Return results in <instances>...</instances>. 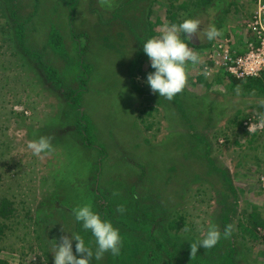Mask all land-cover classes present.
Masks as SVG:
<instances>
[{
    "label": "rangeland",
    "instance_id": "obj_1",
    "mask_svg": "<svg viewBox=\"0 0 264 264\" xmlns=\"http://www.w3.org/2000/svg\"><path fill=\"white\" fill-rule=\"evenodd\" d=\"M69 2L0 0V264H53L54 240L90 232L73 215L84 203L122 237L118 255L106 252L92 264H205L184 253L209 225L220 230L224 206L231 211L236 201L238 263L264 264V224L256 237L239 225L253 226V211L264 223V93L233 86L217 62L222 45L246 50L259 0H75L73 13ZM147 7L151 36L144 30ZM173 17L213 24L220 35L212 41L193 35L189 46L200 60L188 62L184 89L168 100L150 89L146 77L154 69L145 53L138 56L142 42ZM26 18L25 46L34 55L14 30ZM52 26L64 34L71 64L45 46ZM78 34L87 45L83 54ZM81 58L91 67L82 109L91 118L92 147L76 130L77 110L40 63L56 68L65 88H77ZM251 119L262 124L260 133L244 126ZM41 135L51 149L35 155L28 144ZM2 207L13 211L5 216Z\"/></svg>",
    "mask_w": 264,
    "mask_h": 264
},
{
    "label": "clouds",
    "instance_id": "obj_2",
    "mask_svg": "<svg viewBox=\"0 0 264 264\" xmlns=\"http://www.w3.org/2000/svg\"><path fill=\"white\" fill-rule=\"evenodd\" d=\"M201 25L199 19L184 18L178 24L166 25L160 35L143 42V52L149 58L151 68L154 69L147 73L146 83L154 93H158L159 97L171 100L180 93L187 82L186 65L188 62L196 64L200 60L199 55L185 39L181 38L180 34H185L189 42L193 35L206 41H212L220 35L215 25L200 27ZM28 147L33 154L39 155L51 149V140L41 135L30 141ZM73 215L82 229L90 230L95 238V251L86 245L79 233L71 232V237L63 235L58 243L54 240L53 249L50 250L53 254V264H92L93 258L99 260L106 252H111L113 256L119 254L122 237L119 228L115 227L111 220L94 211L90 203L76 207ZM229 235L230 226H226L223 236ZM221 236L222 233L216 224L209 225L203 238L190 244L192 254H195L201 246L205 249L214 247ZM73 241H75V253Z\"/></svg>",
    "mask_w": 264,
    "mask_h": 264
},
{
    "label": "trees",
    "instance_id": "obj_3",
    "mask_svg": "<svg viewBox=\"0 0 264 264\" xmlns=\"http://www.w3.org/2000/svg\"><path fill=\"white\" fill-rule=\"evenodd\" d=\"M8 1H14V0H8ZM211 2V0H209ZM75 5V0H70L69 2V6H70V12L73 13V6ZM151 8L147 7L146 11L144 12V17L146 18L144 21V30L147 26V31L149 33V36L153 35L154 33V25L155 23L150 22V20L148 19V15L151 12L150 11ZM16 8L13 9L12 12V16L15 18L16 17ZM30 18H26L23 21H19V22H15V26H14V30H15V34L17 36V39L19 40V44L20 46H22L24 48V50L29 53L30 55H34L33 51L29 50L26 46H25V36H24V31H25V27L24 24L27 23V21ZM71 15H70V20L69 23H71ZM181 22V20L176 19L175 17L172 18V23H179ZM78 36V52H80V54H83V52L85 51V49L87 48V45H84V43H82V38H81V34L76 35ZM184 39L186 40V36L185 34H183ZM76 39V38H75ZM143 43V42H142ZM188 43L190 45H193V43L190 41H188ZM210 43H208L207 45H209ZM46 47H50L54 50V52H56L57 54H59L61 57H63L68 63H72L73 59L70 57L69 55V51L68 48L65 44V40H64V34L61 32V30L59 28H57L56 26H52L49 33H48V38H47V43L45 44ZM201 46V45H200ZM239 51H242L243 49L238 47ZM143 51L139 52V56L138 58H141L143 55ZM37 55V54H35ZM83 57V56H82ZM42 64V67L44 68L46 74H47V78L52 81L58 88L61 89L62 94L64 95V98L67 101V104L72 107L73 109L77 110V116H76V122H75V126H76V130L77 132L82 136V143L86 144L87 147H92L95 145L93 137V129H92V122H91V118H89V116L84 112L83 105H82V101H83V94L88 90L87 87V82L89 80V74L91 71V67L89 65V63L85 62L82 58L77 61V63L79 64V67L83 70V72H80L76 75L78 82H79V87L77 88H72V87H67L65 88L63 79L60 77L58 71L56 68H54L51 65H48L44 62H40ZM231 79V82H233V86H241L244 90L249 91V92H263L264 93V70L262 71L260 76H247L245 78H237L233 75H231L229 73V77ZM201 81L205 82V79H200ZM206 83V82H205ZM244 133H248V131H244ZM258 135V134H257ZM255 135V136H257ZM209 151L206 150L205 151V156L208 159L210 165L212 166L213 169L215 170H220L218 167H216V165L214 164L212 158L210 157ZM105 157V151L102 150V155L100 156V159L98 161V165H97V170L100 167V162L101 160ZM173 169V167H172ZM223 175H226V171H222L220 170ZM226 181L227 182H231L230 179H228L226 177ZM229 189L232 190V192H234V196L236 195L235 191H234V187L232 185L229 186ZM8 200H5V202L7 204H9L10 202H7ZM229 203L228 201H226L225 205ZM237 205V201L236 203H234L233 209H228L229 206H224V211L221 214V228H220V232L222 233L221 239L218 241V243L212 247L208 249V255L207 257H202V251L200 250L201 248L199 247L197 249V252L195 253L196 259L199 260L200 263H205V264H239L238 263V256L240 255V253H242L241 248L236 244L234 237V231L232 229V224H231V217H232V213L235 212V208ZM2 209H5V207H2ZM256 210V209H255ZM13 209L7 208L4 210V215L8 216L10 213H12ZM148 212H145V215H148ZM258 212H251L249 215V218H252V222L251 224L253 226L247 225L245 222H240V227L241 230L245 232V236L247 234V232H249L250 234H252L253 237L257 236V232H256V228L259 225H263L264 223L261 220H257V218L259 217L257 215ZM151 214V211H150ZM148 218L152 221L151 217L148 215ZM145 222V221H144ZM226 226H230V235L227 237L223 236V232ZM2 226H0L1 228ZM144 229L146 230V227H144ZM144 230V231H145ZM0 233H1V229H0ZM82 233V232H81ZM80 233V234H81ZM243 234V233H242ZM244 236V238H245ZM82 237L85 240V243L87 246L92 247L94 246L95 242L89 241L91 240V238L94 239V237L92 236L91 232H89L88 234H84L82 235ZM159 242V241H158ZM161 245L162 243L159 242ZM177 242H174V253L178 250V246L176 245ZM96 245L94 248H92L95 251ZM123 252V251H122ZM193 254L192 252H185L184 253V258H189L191 257ZM215 255V256H214ZM214 256V257H213Z\"/></svg>",
    "mask_w": 264,
    "mask_h": 264
},
{
    "label": "built area",
    "instance_id": "obj_4",
    "mask_svg": "<svg viewBox=\"0 0 264 264\" xmlns=\"http://www.w3.org/2000/svg\"><path fill=\"white\" fill-rule=\"evenodd\" d=\"M249 30L251 37L248 38L246 50L238 53L232 48H223L220 46L219 56L217 60L223 68L231 75L237 78H245L247 76H259L264 70V1L259 0L257 8L253 13L250 21ZM244 126L251 132L260 133L262 124L251 121H245ZM259 125V126H258Z\"/></svg>",
    "mask_w": 264,
    "mask_h": 264
},
{
    "label": "crops",
    "instance_id": "obj_5",
    "mask_svg": "<svg viewBox=\"0 0 264 264\" xmlns=\"http://www.w3.org/2000/svg\"><path fill=\"white\" fill-rule=\"evenodd\" d=\"M232 48V47H231ZM233 49V48H232ZM237 50H238V48H237Z\"/></svg>",
    "mask_w": 264,
    "mask_h": 264
}]
</instances>
